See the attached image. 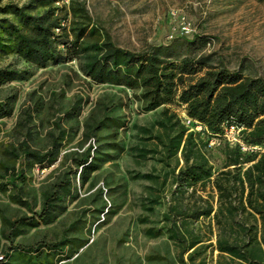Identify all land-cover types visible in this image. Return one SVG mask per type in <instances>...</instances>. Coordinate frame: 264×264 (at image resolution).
Returning <instances> with one entry per match:
<instances>
[{
    "label": "rangeland",
    "instance_id": "obj_1",
    "mask_svg": "<svg viewBox=\"0 0 264 264\" xmlns=\"http://www.w3.org/2000/svg\"><path fill=\"white\" fill-rule=\"evenodd\" d=\"M31 2L0 0V7ZM55 6L123 49L169 61L203 56L264 79V0H57ZM4 68L27 70L29 77L0 87V100L16 98L13 115L0 121V256L23 246L41 248V264H48L44 256L53 264H246L220 246L251 247L262 239V221L248 207L260 157L241 155L225 141L208 147L185 106L146 110L140 91L93 83L78 59L41 68L9 53L0 55ZM62 131L67 138L51 167L5 152L25 138L47 150L51 134ZM90 145L99 169L83 184L77 160ZM200 156L204 170H192L202 180L182 182L181 173ZM64 176L75 198L64 199L58 218L11 231L5 220L40 212L42 193ZM56 243L66 251L43 247ZM25 263L18 256L14 264Z\"/></svg>",
    "mask_w": 264,
    "mask_h": 264
},
{
    "label": "trees",
    "instance_id": "obj_2",
    "mask_svg": "<svg viewBox=\"0 0 264 264\" xmlns=\"http://www.w3.org/2000/svg\"><path fill=\"white\" fill-rule=\"evenodd\" d=\"M23 6L6 4L0 7V55L14 53L21 59L44 68L50 63L80 60L83 74L97 85L112 84L124 86L132 92L140 91V98L146 110L181 104L185 106L191 125L202 127L197 133L210 140H222L224 125L234 124L242 128L243 139L250 146H264V79L246 77L238 71H231L224 65H211L206 57L185 58L180 61L162 59L153 52H132L117 46L111 38L99 33L95 26L71 21L64 8L55 6L57 0H33ZM82 11V9H81ZM13 15L14 19H10ZM87 14L83 10V16ZM29 77L27 70L0 69V87L13 81ZM14 98L0 100V121L14 113ZM1 133V126H0ZM248 133L247 136H244ZM52 145L47 150L31 147L26 141L19 147L9 146L5 152L14 159L27 161L44 167L53 166L59 159V141L67 138L51 134ZM223 141V140H222ZM221 141V142H222ZM241 155L260 157L254 167L256 175H250L248 207L260 217L264 228V154L245 153L234 146ZM212 148V147H211ZM93 147L80 154L77 160L80 179L83 184L99 169ZM204 158L195 157V163L188 168L182 182L189 185L202 180L192 168L202 171ZM200 160V161H199ZM190 158H186L188 164ZM20 175V172H19ZM17 175V177H19ZM256 187V189H255ZM254 194L256 198L253 199ZM75 188L69 176H64L51 189L42 193V206L33 217L5 220L11 231L22 233L26 227H37L40 223H53L64 211V199L75 198ZM254 246L238 247L224 242L221 251L233 259L246 264H264V229L262 239ZM48 253L65 252L63 244H45ZM16 255L2 256L0 264H14L19 257L25 264H41V248L33 251L23 246L13 249ZM16 259V260H15ZM44 261L53 264L48 256ZM14 262V263H13Z\"/></svg>",
    "mask_w": 264,
    "mask_h": 264
},
{
    "label": "built area",
    "instance_id": "obj_3",
    "mask_svg": "<svg viewBox=\"0 0 264 264\" xmlns=\"http://www.w3.org/2000/svg\"><path fill=\"white\" fill-rule=\"evenodd\" d=\"M183 33H189V30L187 27L182 28ZM191 122V120L189 119ZM200 128L202 130L201 126H197L196 129ZM243 129L238 127L234 124H226L224 125V132L222 135V140L227 142L228 144L232 146H239L240 149L245 153H261L264 154V146H250L245 143L243 139L242 134ZM221 140V141H222ZM220 140L213 138L210 140L209 144L210 147H215L216 145H220ZM3 257L0 256V260H2Z\"/></svg>",
    "mask_w": 264,
    "mask_h": 264
}]
</instances>
